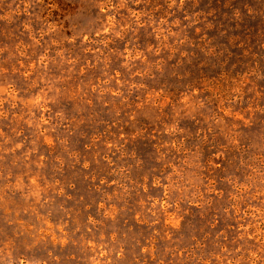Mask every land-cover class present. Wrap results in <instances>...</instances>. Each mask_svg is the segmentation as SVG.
<instances>
[{"label":"rangeland","instance_id":"374dc122","mask_svg":"<svg viewBox=\"0 0 264 264\" xmlns=\"http://www.w3.org/2000/svg\"><path fill=\"white\" fill-rule=\"evenodd\" d=\"M0 264H264V0H0Z\"/></svg>","mask_w":264,"mask_h":264},{"label":"trees","instance_id":"16d2710c","mask_svg":"<svg viewBox=\"0 0 264 264\" xmlns=\"http://www.w3.org/2000/svg\"><path fill=\"white\" fill-rule=\"evenodd\" d=\"M185 13V12H184ZM183 16V19H187V17L186 16H184V15H182ZM176 18V17H175ZM200 49H198V48H196V49H194V50H192L191 52H190V55L192 56V57H194L195 58V62H197V63H195V65H193L194 67H196V71L198 72V71H201L202 70V68H204L205 67V65H203V63L201 62V59H199V51ZM208 52L211 54V55H215L216 54V52H213V50L211 49V50H208ZM205 54H207V51L205 50ZM209 78V81H208V83L209 84H207V85H205L206 86V91L208 92L210 89L212 90V92H214L215 94H216V96H217V93H216V91L218 90V88H219V85L222 83V80H217L216 78H212V81H211V78L210 77H208ZM213 79L215 80V81H213ZM210 100L213 98V95L212 94H210V96H207ZM211 101H213V100H211ZM213 106L215 105V103H211Z\"/></svg>","mask_w":264,"mask_h":264}]
</instances>
